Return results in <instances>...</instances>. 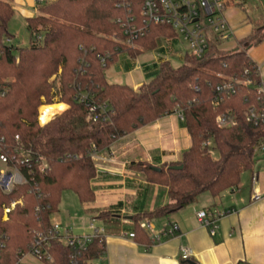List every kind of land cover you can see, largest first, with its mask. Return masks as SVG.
I'll use <instances>...</instances> for the list:
<instances>
[{
    "label": "trees",
    "instance_id": "trees-1",
    "mask_svg": "<svg viewBox=\"0 0 264 264\" xmlns=\"http://www.w3.org/2000/svg\"><path fill=\"white\" fill-rule=\"evenodd\" d=\"M143 2L45 0L37 4V14L27 18L29 44L15 47L6 42L13 37L9 23L15 9L12 0H0V136L13 144L19 135L25 146L49 162L48 170L33 175L29 183L10 194L0 192V232L7 236L0 264H17L18 250L28 252L38 234L51 231L64 191H72L81 203L95 199L93 154L167 114L180 113L191 146L180 161L160 170L147 161L130 163L149 183L166 187L170 198L154 212L133 217L137 242L150 244L149 233L141 226L148 217L181 210L205 193L220 196L237 188L242 174L253 169L264 140V118L256 123L246 112L250 106L264 112V92L259 91L264 79L248 50L264 42L262 4L238 3L252 30L237 39L235 48L224 50L220 36L209 30V47L202 57L186 54L178 67L162 61L151 80L135 89L110 82L107 69L122 52L136 58L156 49L162 36H176L166 27L152 25L144 36L128 43L130 27L143 23ZM82 96L87 98L82 101ZM56 99L65 105L64 111L41 124L39 107ZM89 102L106 103L109 116L95 120ZM220 115L230 124L220 126ZM180 165L182 169L174 168ZM12 200L22 204L3 221V204ZM112 216L103 211L98 218L105 223ZM44 251L41 261L46 264H101L104 232L86 248H74L55 237Z\"/></svg>",
    "mask_w": 264,
    "mask_h": 264
},
{
    "label": "crops",
    "instance_id": "crops-1",
    "mask_svg": "<svg viewBox=\"0 0 264 264\" xmlns=\"http://www.w3.org/2000/svg\"><path fill=\"white\" fill-rule=\"evenodd\" d=\"M16 3L15 6L12 3L14 9L25 14L27 24V18L37 14L36 0H16ZM227 17L232 25L242 22V19ZM243 37L245 35L240 38ZM176 46L178 42L172 47L161 44L163 57L152 64H136L133 60L139 56L132 58L125 64L127 70L122 71L126 77L110 70L116 61L107 69V78L110 82L125 83L137 89L154 76L162 61L170 62L174 55L185 58L187 48L176 50ZM255 61L264 77V61ZM154 66L155 69H149ZM138 69L142 73L132 75ZM61 104L63 112L65 105ZM190 146L191 138L179 112L167 114L120 137L97 154V173L92 180L95 199L81 203L76 194L65 196L52 222L59 224L62 232L68 231L74 236L90 235L104 223L98 218L99 214L111 211L112 218L103 224L106 227V253L101 264H189L181 258L180 248L184 245L192 249V261L198 264H264V197L259 201L252 199L254 173L258 174V186L264 192V171L259 170L257 164L251 170L250 183L240 182L237 188L226 190L217 197L202 194L192 205L143 221L151 223L156 231L176 223L179 226L176 236L158 244L139 243L130 237L134 232V216L152 213L170 202L166 187L149 183L145 173L130 168V163L147 161L155 167L176 163ZM260 158L259 161L264 162V157ZM200 210L223 214L216 235L212 236L209 228L197 219L196 213Z\"/></svg>",
    "mask_w": 264,
    "mask_h": 264
},
{
    "label": "built area",
    "instance_id": "built-area-1",
    "mask_svg": "<svg viewBox=\"0 0 264 264\" xmlns=\"http://www.w3.org/2000/svg\"><path fill=\"white\" fill-rule=\"evenodd\" d=\"M241 0H144L142 7L143 23L141 26L132 25L128 32L131 37L128 43L133 44V38H138L146 34L147 29L152 26H163L174 32L176 36H162L160 40L166 42L181 39L185 42L187 53L191 56L202 57L208 50L209 38L208 31L212 30L220 36L222 43H225L234 36L233 27L227 17V11L231 7H237ZM259 1V0H256ZM45 0H36V4H43ZM11 39H7L9 44ZM163 48L165 46L163 45ZM261 78L264 79L261 67L258 64ZM247 72V71H246ZM55 78V77H54ZM53 78V79H54ZM251 83V81H249ZM264 92V89L260 90ZM87 96H82L84 101ZM90 110L94 113V119L108 117L109 107L106 103L95 104L88 103ZM248 120L258 123L264 118V112H258L255 106H250L246 112ZM39 122L40 120L39 110ZM217 122L220 126L230 124L226 117L218 116ZM234 123V122H233ZM97 154L93 158L97 159ZM258 154L264 157V140L258 148ZM49 168V162L46 156L36 152L23 144L19 135H16L13 144H7L5 138L0 136V192L3 194L12 193L18 186L29 183L33 180L36 173H44ZM252 199L259 201L264 197L258 186L259 176L254 173L252 176ZM22 204V200H12L10 204H3V221L8 220L9 214L17 204ZM223 214L217 211L200 210L196 213L199 222L209 228L212 236L216 235L219 229V220ZM53 223V222H52ZM141 226L149 233L150 242L158 244L177 235L179 226L176 223H170L161 230H154L149 222H142ZM104 232V225L94 229V233L84 236H74L68 231L62 232L60 225L53 223L52 229L48 233H40L29 245L28 252L18 250L21 258L17 264H24L23 260L27 256H34L41 260L45 255V249L50 240L55 237L61 238L67 245L74 248H86L92 241L93 237ZM135 233L131 232L130 237L134 238ZM6 234L0 232V248L5 245ZM181 258L183 261H190L193 257V251L189 246L180 248ZM50 258V257H48ZM74 264V263H72ZM238 264H247L245 262Z\"/></svg>",
    "mask_w": 264,
    "mask_h": 264
},
{
    "label": "rangeland",
    "instance_id": "rangeland-1",
    "mask_svg": "<svg viewBox=\"0 0 264 264\" xmlns=\"http://www.w3.org/2000/svg\"><path fill=\"white\" fill-rule=\"evenodd\" d=\"M259 1L264 8V0H259ZM12 3L14 6L17 4L16 0H12ZM227 15L232 20L242 19V22L240 24H238V23L236 25L231 24V27H233V30H234V36L231 39H229L228 41H226L225 43H223L222 47L224 48V50H231V49L236 47L237 38H240L244 35L247 36L251 32L250 29H251L252 25L247 23V21L245 20V11L239 7L229 8V10L227 11ZM9 31L13 35L12 39L9 41V45H14L16 47V46H27L29 44V35L30 34H29V30H28V27L26 24L25 14H23L21 11H19L17 9H15L14 16L12 17V19L9 23ZM175 42H178V46H176V50L177 49H184L185 47L186 48L188 47V45L185 42H183L181 39L172 40L169 42H166L165 40H160L158 43V47L155 50H145L141 55H139V57L137 59H134V60L132 59L133 57H131L127 52L120 53L118 58H117V62L115 63V65L111 66L110 70L112 72L113 71L120 72L123 76L126 77L127 75H125L122 71L127 70V68H125V64L128 61L133 60V62L136 64H138V62L142 63V64H144V63L152 64L154 62H158L159 58L163 57V52L160 49L161 44L171 45V47H172ZM248 52H249V55H251L254 60L256 59L258 61H264V42L261 43L260 45H257L255 47L250 48L248 50ZM183 62H184L183 57L182 58L178 57V55H174V56L170 57V63L174 67H178V66L182 65ZM259 63H261V62H259ZM156 65L158 66V64H156ZM149 69H155V66L150 67ZM140 73H142V70L140 71L138 69L132 75L135 74V76H139ZM108 75L110 76V73H108ZM110 78H112V77L110 76ZM149 80H151V79H149ZM56 103H60V102H58V100L56 99L54 104H56ZM54 104H51V105H54ZM44 105H47V104H44ZM41 106H43V105H41ZM40 107H39V110H40ZM61 107L63 108V105ZM213 145L214 144L212 142L211 143L212 153L214 154V156L217 157L218 151L216 149H213ZM257 157L258 158H257L255 164H257V167L259 168V170L261 169V171L262 170L264 171V162H262L261 160L259 161V159H261L260 154H258ZM251 173H252L251 170L245 171L242 174L241 183L242 182H245V183L249 182L250 183ZM70 195L73 196L74 193L72 191H64L63 196H62V200L65 198V196H70ZM23 263L24 264H46L43 261H41L40 259H38L37 257L30 256V255L25 257V259L23 260ZM98 263H101L100 260L98 261Z\"/></svg>",
    "mask_w": 264,
    "mask_h": 264
},
{
    "label": "bare ground",
    "instance_id": "bare-ground-1",
    "mask_svg": "<svg viewBox=\"0 0 264 264\" xmlns=\"http://www.w3.org/2000/svg\"><path fill=\"white\" fill-rule=\"evenodd\" d=\"M62 104L56 103L54 105H43L40 107V120L41 122H48L54 115L61 113L62 111ZM44 123V124H45Z\"/></svg>",
    "mask_w": 264,
    "mask_h": 264
},
{
    "label": "water",
    "instance_id": "water-1",
    "mask_svg": "<svg viewBox=\"0 0 264 264\" xmlns=\"http://www.w3.org/2000/svg\"><path fill=\"white\" fill-rule=\"evenodd\" d=\"M154 168L157 169V170H160L159 167H154ZM174 168H175V169H182L183 166H182V165H180V166H174ZM129 219H131V216H129ZM189 264H198V263L195 262V261L190 260V261H189Z\"/></svg>",
    "mask_w": 264,
    "mask_h": 264
}]
</instances>
